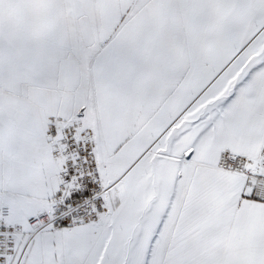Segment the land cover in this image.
I'll return each instance as SVG.
<instances>
[{"label":"snow or ice","instance_id":"1","mask_svg":"<svg viewBox=\"0 0 264 264\" xmlns=\"http://www.w3.org/2000/svg\"><path fill=\"white\" fill-rule=\"evenodd\" d=\"M0 264H264V0H0Z\"/></svg>","mask_w":264,"mask_h":264}]
</instances>
